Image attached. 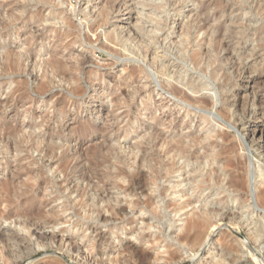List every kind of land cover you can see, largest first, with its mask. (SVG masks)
I'll use <instances>...</instances> for the list:
<instances>
[{
	"label": "rangeland",
	"instance_id": "rangeland-1",
	"mask_svg": "<svg viewBox=\"0 0 264 264\" xmlns=\"http://www.w3.org/2000/svg\"><path fill=\"white\" fill-rule=\"evenodd\" d=\"M40 1L0 0V264H91V252L94 250L84 245L86 238H80L83 233L89 237H95L97 232L105 234L106 250L112 252L109 254L111 257L125 242L136 247L139 245L138 248L151 254L161 252L164 250L161 247L163 241L153 242L158 223L148 219L146 210L128 206L125 198L135 200L144 199L148 194L154 195L151 193L153 185L150 184L154 171L148 170L146 161L155 163L159 150L157 139L154 138L157 131L169 135L170 122L174 118L180 121V132L194 130L198 115L204 110L170 96L161 86L160 78L149 68L152 75L145 78L143 72L138 70L142 64L139 54L142 55L145 47L140 41L130 39L123 33L121 35L116 27L122 20L120 18L124 17L127 4L133 3L140 22L144 23V28L141 24L139 29L144 39L152 41L158 47L159 54L167 51V56L194 72L188 61H182L174 55V44L183 37V33L177 31V24L179 21L184 24L189 21L194 12L200 10L199 4L197 1L178 2L180 4L177 3L175 9H171L166 0H131L115 10L111 7L115 0ZM256 1L261 7L258 12L249 7L251 0H223L222 5L232 3L233 8L237 7L227 12L232 18L238 17V24H246L254 29L259 27L262 31L264 0ZM205 3L206 14H214L221 9L216 1L212 3L207 0ZM153 4L160 5V8L155 10ZM7 17L13 19V22L8 25L1 23ZM152 17L169 19L164 30L156 32L154 40L150 37L153 34L149 33L148 23ZM237 29L239 27L235 25ZM248 32L257 33L255 30ZM111 33L114 39L108 41ZM202 34L199 31L196 36ZM169 39L173 42H169ZM105 42L109 46L105 47ZM111 49H114L113 52ZM32 53L34 57L30 55ZM53 54L63 61L69 74L76 75L74 79L62 81L54 75L50 80L49 76H44L43 63ZM129 82H133L130 89L138 85L145 86L137 99L130 101L119 96L122 90L129 89L123 86ZM210 82L214 88L203 92L213 96L214 108L209 113L217 119H214L215 127L232 132L233 127L229 124L227 127L221 125V118L215 116V107L222 100L216 92L215 84ZM235 82L233 80L230 85L231 90L242 91ZM175 84L188 92L179 80ZM76 86L82 91L74 92ZM141 99L147 100V103ZM190 107L192 116L188 127L183 123L188 119L181 117L184 109ZM157 119H161L162 124ZM252 119L248 120L254 123ZM6 128L8 131L13 128L16 130L9 134L4 131ZM143 151L146 153L145 163H138L137 157L136 163L130 167L128 164L132 161V155L137 152L139 156ZM238 151L248 154L251 161H257L253 147L244 144ZM137 169L144 173V177L139 179L140 186L134 187H142L143 192L139 188L127 189L130 177L126 174L136 173ZM98 199L104 203L100 205ZM105 200H112L117 207H125L121 213L123 218L120 215L111 217L105 223L98 221L95 231L89 228L82 230L78 225L81 215L89 214L96 221L98 204L100 208L103 207ZM29 208L36 212L43 210L38 220L30 222L28 216L24 215ZM101 212L109 216L108 212ZM130 215L135 218L128 224L124 219ZM170 219L174 220V225L181 223L178 217L170 216ZM227 225L223 221L213 236L219 237L221 228ZM113 227V231H110ZM237 228L234 230L237 238L248 240L249 226L243 223L238 224ZM139 229L151 236L140 241ZM176 229V226H164L163 232L168 238L175 234ZM71 233V241H65L69 239L65 236ZM263 243L255 244V249L250 246L252 251L246 249L245 245L241 246L239 264L256 261L255 251L261 255L260 258H264ZM77 245L82 246L78 248L79 252L73 248ZM173 247L169 250H173ZM197 248L198 251H195L196 247L180 246L179 258L164 264H217L220 255L217 243L212 241L207 246ZM163 261L159 259L157 262Z\"/></svg>",
	"mask_w": 264,
	"mask_h": 264
},
{
	"label": "bare ground",
	"instance_id": "bare-ground-1",
	"mask_svg": "<svg viewBox=\"0 0 264 264\" xmlns=\"http://www.w3.org/2000/svg\"><path fill=\"white\" fill-rule=\"evenodd\" d=\"M130 1L115 0L111 7L116 10L119 9L121 4L124 3L126 5ZM166 1H168L167 3L171 6V9H175V5L178 2L197 1L199 4L200 10L195 11L189 21L185 24L179 21L177 24V31L179 34L183 33V37L176 45L174 44V55H177V58L182 61H188L194 72L187 70L183 65L178 63L179 61L177 62L170 56H167V51L159 54L158 47L152 41L148 42L144 39L143 34L139 33V29H141L140 25L142 24L141 27L143 26L142 28H144V23L140 22L133 3L127 4L124 17L120 18L122 20L117 24L116 30L121 35L123 33L127 37H130V39L140 41L143 44V48L145 47V50L142 49L144 50L142 51V55L139 54L142 64L139 65L138 69L139 72H143L145 78H150L152 75L148 70L149 68L156 74L155 76L160 78L161 86L167 90L170 96L172 95L186 105L202 109L204 112L198 115L194 130L190 129L186 133L180 132L178 130L180 121H176V118H174L170 122L171 132L169 135L160 130L157 131L154 138L157 139L156 144L159 145V150L155 156L154 164L145 160V151L139 156L138 151L134 153L132 161L128 164L130 167H133L138 157V163L144 164L146 161L148 170L154 171L153 179L150 183L153 185L151 193H154V195L148 194L144 199L135 200L125 198V201L128 206L137 207L143 211L146 210L149 214L148 219H154L158 223V231L155 232L153 242L163 241L161 247L164 250L151 254V252L145 249L138 248L139 245L136 247L131 243L125 242V244L121 245L118 252L111 257L109 254L112 252L106 250L105 234L97 232L95 237H89L83 233L80 238L81 240L86 238L84 245L94 250L90 251L91 264H164V262H172L179 258L180 246L196 247V251L197 247L202 248L212 243V241L218 244L220 250L217 264H239L241 246L245 245L246 249L249 248L252 251V248L255 249V244L264 242V76L262 75V72L264 73V30L260 31L259 27L254 29L246 24H238V17L232 18L227 12L228 9L232 10L237 7L233 8L232 3H224L222 5L223 0H210L212 3L216 1L221 6L219 12L210 15L205 13L207 8L205 2L207 0L205 2H202V0ZM142 5L145 6V4ZM152 7L156 10L160 8V5L153 4ZM249 7L256 12L261 10L256 0H251ZM102 13L104 14V11ZM167 19V17L163 19L152 17L150 22L147 20L150 23L149 33L153 34L150 36L151 39L153 38L154 40V37L156 39V32L164 30ZM12 22L13 19L7 17L1 23L8 25ZM235 25H238L239 29L235 30ZM252 30H255V32L260 31V33L251 34L248 32ZM199 31H202L203 34L196 36V33ZM112 34L107 38L108 41L114 39L111 37ZM169 42H173V40L169 39ZM105 44V47L109 46V43L105 42ZM134 45L136 46V44ZM104 46L103 48H105ZM111 50L113 52L114 49ZM30 55L34 57L33 53ZM246 60L249 61L245 62ZM43 68L44 76H49L50 80H52L54 75L58 76L62 81L63 79L70 81V79H74L73 76H76L68 73L63 66V61L57 58L56 54L50 55L44 61ZM205 77H208L215 84L216 92L222 100L221 104L215 107L217 114L214 115H218L221 118L222 122L219 121L221 125L226 126L229 124L231 128L233 127L234 130L232 132H230L231 130L226 131L224 128L218 129L215 127L214 119L216 118L209 113V110L214 108L213 96L203 92L214 87L212 88L211 82ZM177 80L188 92L175 84ZM233 80H236L234 84H237L242 91L240 89L231 90L230 85L233 84ZM132 84L133 82L125 83L123 85L124 88L129 89L127 91L122 90L119 96L125 97L130 101L139 96L142 90H145L144 84L143 86L138 85L130 89ZM79 90L78 86L74 87V92L78 93ZM119 96L117 95V97ZM140 101H143V99ZM143 102L147 103V100ZM191 107L185 108L184 113L181 112L183 113L181 119H188L183 122L188 127ZM250 118L254 119H252L254 123L248 120ZM156 121L162 124L161 119H157ZM15 130L16 128H13L8 131L6 128L4 131L10 134ZM243 143L248 145V147H253V155L256 157V162L251 161L248 154H243L241 151L239 153L238 148L243 147ZM143 174L138 169L136 173L126 174V176L130 177L127 189L139 188L138 190L143 192L142 187H134V185L140 186L139 179ZM182 174L183 177H181ZM102 202L104 203V201L98 199L100 205ZM99 204L96 216L97 222L89 214L81 215L79 218L78 225L82 227V230L89 228L95 231L97 230L96 225L98 221L103 223L110 221L111 217L120 216L125 210V207H117L116 203H113L112 200H105V204L101 208ZM41 211L43 210L41 209ZM41 211L36 212L29 208L24 212V215L28 216L30 222H34V220H38L41 216ZM101 211L108 212L109 216H106ZM170 216L178 217L181 223L174 225V220H171ZM182 216L184 217L183 219H181ZM5 217L7 218V216ZM121 217L123 218L122 215ZM133 217V215L126 216L124 221L128 223ZM218 221L220 222L219 225ZM223 221L229 225L227 227L224 226V229L221 228L219 237L216 236V238L213 236V233L216 232V229H220ZM25 223L28 222L25 220ZM243 223L248 225L250 229L248 231V240L246 241H241L234 234L235 228L236 230L238 229V224ZM164 226L167 228L176 226L175 234L167 238V235L163 232ZM113 229L114 227L110 231H113ZM129 232L132 233V230ZM138 236L141 241L151 235H146L139 229ZM65 237L69 238H66L65 241H71L73 235L71 233ZM213 237H215L214 240ZM78 245L73 246L76 252H79L78 248H82V246L79 247ZM172 246H174L173 250H169ZM254 253L257 259L250 264H264V258H260L261 255L259 256L256 251ZM104 256H106L105 259ZM159 259H163L164 261L159 263L157 262Z\"/></svg>",
	"mask_w": 264,
	"mask_h": 264
}]
</instances>
